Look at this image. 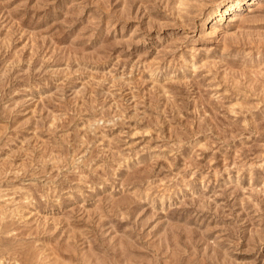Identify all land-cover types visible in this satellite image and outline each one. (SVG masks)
<instances>
[{
    "label": "rangeland",
    "instance_id": "rangeland-1",
    "mask_svg": "<svg viewBox=\"0 0 264 264\" xmlns=\"http://www.w3.org/2000/svg\"><path fill=\"white\" fill-rule=\"evenodd\" d=\"M229 1L0 0V264H264V0Z\"/></svg>",
    "mask_w": 264,
    "mask_h": 264
},
{
    "label": "bare ground",
    "instance_id": "bare-ground-1",
    "mask_svg": "<svg viewBox=\"0 0 264 264\" xmlns=\"http://www.w3.org/2000/svg\"><path fill=\"white\" fill-rule=\"evenodd\" d=\"M243 1L244 0H231V1H229V2L226 3V5L224 6V8L218 7L216 10L211 11L210 16H212V15L214 16V14L221 15L222 17L224 15H227V14L229 15V13L231 11H235L237 8H241L242 5L245 4V2H243ZM249 1L250 2H248V3L246 1V4H248V5L256 4V0H249ZM225 17L227 18L228 16H225Z\"/></svg>",
    "mask_w": 264,
    "mask_h": 264
}]
</instances>
